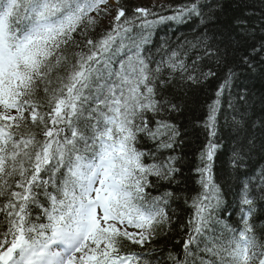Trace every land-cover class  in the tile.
Listing matches in <instances>:
<instances>
[{"label":"snow or ice","instance_id":"6c2138e0","mask_svg":"<svg viewBox=\"0 0 264 264\" xmlns=\"http://www.w3.org/2000/svg\"><path fill=\"white\" fill-rule=\"evenodd\" d=\"M222 8L0 0V264H264V0ZM169 21L191 35L154 39ZM213 82L189 158L178 117ZM178 202L181 251L131 250Z\"/></svg>","mask_w":264,"mask_h":264},{"label":"trees","instance_id":"16d2710c","mask_svg":"<svg viewBox=\"0 0 264 264\" xmlns=\"http://www.w3.org/2000/svg\"><path fill=\"white\" fill-rule=\"evenodd\" d=\"M180 2H182V0H165L160 4H152L150 1H143L142 3H139L134 0H121V5L129 9V11L136 7H143L156 12L158 15H171L172 13L168 10V6L175 5ZM245 2L255 3L256 0H222L223 8L220 10L222 13L221 18L227 20L229 17L239 15L240 10ZM104 23L107 25V21ZM192 24H198V21H193ZM191 26L192 25H178L171 21L166 22L165 24L157 25L154 39H158L165 34L171 35L173 32H176L177 34L184 33L186 35H191ZM253 83L256 85V90H259L261 87L260 82L254 81ZM214 88L215 82L202 88H194L190 90L187 97V109L182 116L178 117L179 122L187 127L188 137L186 138V144L184 146L183 153L189 158H191L197 152L201 145V141L203 140V135L194 129L192 124L197 118L202 117L203 105L206 101V97L214 90ZM185 172L187 173V169H185ZM187 186H192L191 181H188ZM178 204L174 203L172 206L176 209V215L173 217V226L171 232H169L166 236L158 238L152 243V245H146L144 249L136 247L131 250L138 252H149L150 248H156L158 251L156 252L155 256L149 257L150 259H153L154 262L157 259H164L167 261L169 252L179 253L181 251V244L177 242L182 241L183 239V234L180 231L179 223L184 218H186L188 215V210L183 207L182 202H178ZM261 219H264V217H261ZM167 264H171V262L167 261Z\"/></svg>","mask_w":264,"mask_h":264},{"label":"rangeland","instance_id":"374dc122","mask_svg":"<svg viewBox=\"0 0 264 264\" xmlns=\"http://www.w3.org/2000/svg\"><path fill=\"white\" fill-rule=\"evenodd\" d=\"M135 1H137V2H142V1H144V2H147V1L157 2V1H163V0H135Z\"/></svg>","mask_w":264,"mask_h":264}]
</instances>
